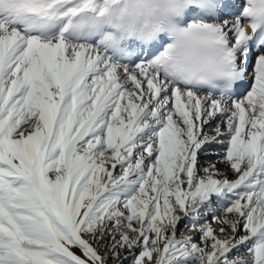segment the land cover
Here are the masks:
<instances>
[{"label":"snow or ice","instance_id":"6c2138e0","mask_svg":"<svg viewBox=\"0 0 264 264\" xmlns=\"http://www.w3.org/2000/svg\"><path fill=\"white\" fill-rule=\"evenodd\" d=\"M129 262L264 264V0H0V264Z\"/></svg>","mask_w":264,"mask_h":264},{"label":"rangeland","instance_id":"374dc122","mask_svg":"<svg viewBox=\"0 0 264 264\" xmlns=\"http://www.w3.org/2000/svg\"><path fill=\"white\" fill-rule=\"evenodd\" d=\"M225 131H226V129H225ZM208 134H209V135H213L214 133L209 132ZM220 138H221V137H220ZM220 140L224 141L223 139H220ZM227 140H228V137L226 138V141H227ZM224 142H225V141H224ZM223 144H225V143H223ZM221 145H222V143H216V144H213V145L211 146V148L209 149V151L212 153L210 156H205V155L201 154L200 162H201V165H202V166L205 164V161H207V160H212V161H219V160H220V157L223 155L224 150H225V148H221ZM219 153H220V154H219ZM218 154H219V155H218ZM217 167L220 169V171H221L222 173H226L227 176H228V178H229L230 180H234V179L237 178L236 175H235L234 173H232V172L228 169L227 165H225L223 162H219V163H217ZM224 203H226V202H224ZM213 208L216 209L217 213H222V212H223V204H221V203H214V204H213ZM208 218H209V220L211 219V212H209V214H208ZM184 223H187V221H185ZM213 226L215 227V226H217V225L214 224ZM180 231H181L184 235H192V234H195V235H196V233H191V232H189V231L184 227V224H181V226H180ZM240 234H241V235H244L245 233H244L243 230H242ZM242 254H244L243 251H242ZM129 264H130V262H129Z\"/></svg>","mask_w":264,"mask_h":264},{"label":"bare ground","instance_id":"6f19581e","mask_svg":"<svg viewBox=\"0 0 264 264\" xmlns=\"http://www.w3.org/2000/svg\"><path fill=\"white\" fill-rule=\"evenodd\" d=\"M244 2H245V0H235V3H236L237 6H239L240 4H242ZM235 10L236 9H233V11H235ZM190 11H192L194 13L195 11H199V10L196 9V10H190ZM229 18L230 19H234V17H231V16H229ZM250 62H249V64H250ZM247 71H248V73L250 72L249 66H248V70ZM247 81H248V83H250L251 79L248 78ZM245 90H250V85H247V87H245V89L243 90V92L238 96L239 98H243V94H244ZM213 123H215V121ZM205 127L207 128V126H205ZM226 138H227V136L225 135V136H222L220 139H223L225 141V144H226V142H227L226 141ZM225 144L222 143L221 148H225ZM192 235H195V234H192Z\"/></svg>","mask_w":264,"mask_h":264}]
</instances>
